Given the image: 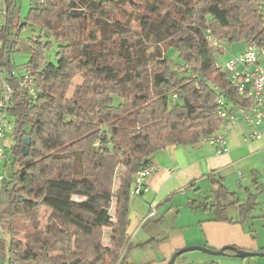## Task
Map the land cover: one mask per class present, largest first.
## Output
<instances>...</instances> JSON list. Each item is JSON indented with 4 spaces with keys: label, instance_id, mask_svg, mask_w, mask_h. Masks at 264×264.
I'll return each instance as SVG.
<instances>
[{
    "label": "trees",
    "instance_id": "trees-1",
    "mask_svg": "<svg viewBox=\"0 0 264 264\" xmlns=\"http://www.w3.org/2000/svg\"><path fill=\"white\" fill-rule=\"evenodd\" d=\"M261 1L43 0L21 19L16 0H5L0 71L13 89L14 128L0 183V264H131L134 175L158 151L218 133V98L248 104L215 68L205 33L222 43L264 45ZM28 27L38 29L24 65L35 99L16 86L10 59ZM171 49L180 64L167 56ZM76 76L82 83L68 98ZM211 185L205 201L212 200L214 221L229 222L228 208L241 218L253 209L250 198ZM225 251L234 257L233 248Z\"/></svg>",
    "mask_w": 264,
    "mask_h": 264
},
{
    "label": "crops",
    "instance_id": "crops-1",
    "mask_svg": "<svg viewBox=\"0 0 264 264\" xmlns=\"http://www.w3.org/2000/svg\"><path fill=\"white\" fill-rule=\"evenodd\" d=\"M221 130V125H220ZM249 129L239 124L226 132V150L199 142L194 146H169L151 157L156 170L145 181L142 196H130L126 236L132 250L131 264H168L174 253L188 247L213 251L233 248L264 253V137L248 138ZM211 182L220 183L233 198L251 199L253 209L241 218L228 208L229 222L214 221L209 199ZM232 197L221 200L228 205ZM154 211L153 217H148ZM108 232L103 238L108 243ZM213 257L189 252L174 264H264L250 260Z\"/></svg>",
    "mask_w": 264,
    "mask_h": 264
},
{
    "label": "built area",
    "instance_id": "built-area-1",
    "mask_svg": "<svg viewBox=\"0 0 264 264\" xmlns=\"http://www.w3.org/2000/svg\"><path fill=\"white\" fill-rule=\"evenodd\" d=\"M41 5L43 0H36ZM6 7L5 0H0V28L5 24ZM206 40L211 48L217 51L218 55L224 53V49L217 40L206 31ZM216 69L223 72L231 87L239 97L248 102L245 106H234L224 98L217 99L218 109L216 119L221 125V130L201 142L215 148L216 154L226 150L227 135L229 129L239 124L245 125L248 129L250 140H260L264 137V45L245 44L244 49L238 54L232 55L220 68L217 62ZM194 77V75H191ZM16 86L25 91L32 99L36 98V89L29 71H24L16 78ZM13 89L5 80L0 71V183L6 178V170L11 161V149L13 145L12 132L13 121L9 116V109L12 104ZM156 167L149 163L139 169L133 179L131 196L140 197L147 192L146 180L153 174ZM154 211L148 217H153Z\"/></svg>",
    "mask_w": 264,
    "mask_h": 264
},
{
    "label": "rangeland",
    "instance_id": "rangeland-1",
    "mask_svg": "<svg viewBox=\"0 0 264 264\" xmlns=\"http://www.w3.org/2000/svg\"><path fill=\"white\" fill-rule=\"evenodd\" d=\"M261 7H260V13L264 14V0L261 1ZM17 4V12H19V16L21 19L25 18L27 13L29 12V8L31 6H36L37 1L36 0H16ZM126 11L130 12L129 8H126ZM132 28L136 29L137 26L135 24H132ZM38 34V29L35 27H28L20 34L18 39V48L15 52H13L10 55V59L12 64L14 65L13 72L15 76H18L25 71L24 65L28 62L30 59L31 53H30V47H29V40L30 38H35V36ZM217 40V39H216ZM218 44L222 46L224 49V53L221 55H218L217 51H213V58L214 61L217 62L220 66V68L223 69L224 64L228 59L235 54H238L241 52L245 44L243 42H235V43H229V42H219L217 40ZM167 56L171 61L174 63V65L180 64L178 60V54L175 50L171 49L167 52ZM48 59L53 60V53H51L48 57ZM220 71V70H219ZM82 83V79L79 76H76L72 81V86L69 88L67 92V97L70 98L73 94V90L79 86ZM122 167H118L116 170V174H119L122 171ZM8 175V170H6V177ZM118 186V179L115 177L114 179V185L113 188L115 189ZM78 199V198H75ZM110 214L113 216L114 213V205H111L110 208ZM250 260L256 259V258H248Z\"/></svg>",
    "mask_w": 264,
    "mask_h": 264
},
{
    "label": "water",
    "instance_id": "water-1",
    "mask_svg": "<svg viewBox=\"0 0 264 264\" xmlns=\"http://www.w3.org/2000/svg\"><path fill=\"white\" fill-rule=\"evenodd\" d=\"M29 143H30V139L29 137H25L24 138V143L22 146V152L23 155L26 156L27 152H28V147H29ZM226 249H222L219 251H213V250H209L206 248H202V247H188L185 248L183 250H180L176 253H174V255L172 256L171 260L168 262V264H174L175 260L177 257L189 253V252H202L203 254H206L208 256H213V257H222V256H226ZM235 254L234 257L236 259H246V258H264V253H251V252H246V251H241V250H237L234 249Z\"/></svg>",
    "mask_w": 264,
    "mask_h": 264
}]
</instances>
